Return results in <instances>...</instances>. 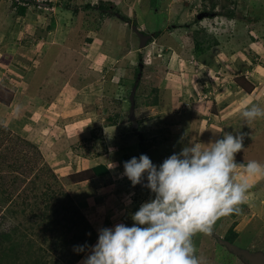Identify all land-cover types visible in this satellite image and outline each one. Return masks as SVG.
<instances>
[{
	"label": "rangeland",
	"instance_id": "obj_1",
	"mask_svg": "<svg viewBox=\"0 0 264 264\" xmlns=\"http://www.w3.org/2000/svg\"><path fill=\"white\" fill-rule=\"evenodd\" d=\"M252 104L264 0H0V264H78L100 229L133 226L154 194L122 176L132 157L159 166L239 132L236 162L264 164ZM248 181L241 213L193 238L205 264L264 261V178ZM86 221L97 241L77 261Z\"/></svg>",
	"mask_w": 264,
	"mask_h": 264
},
{
	"label": "clouds",
	"instance_id": "obj_2",
	"mask_svg": "<svg viewBox=\"0 0 264 264\" xmlns=\"http://www.w3.org/2000/svg\"><path fill=\"white\" fill-rule=\"evenodd\" d=\"M240 115L248 125L264 118V108L245 106ZM243 141L244 134L224 133L206 147L194 143L184 147L159 166L144 154L124 162L122 176L135 187L146 175L144 187L154 198L131 216L133 226L121 223L100 229L82 264H205L196 255L193 238L212 235L218 220L240 214L241 206L248 203V178H264V164L236 162ZM87 247L77 246L76 251Z\"/></svg>",
	"mask_w": 264,
	"mask_h": 264
},
{
	"label": "trees",
	"instance_id": "obj_3",
	"mask_svg": "<svg viewBox=\"0 0 264 264\" xmlns=\"http://www.w3.org/2000/svg\"><path fill=\"white\" fill-rule=\"evenodd\" d=\"M103 7V5H101ZM27 7L26 6H19L17 14L19 15H24L26 13ZM91 172V173H90ZM93 174V175H92ZM93 176H95V174L90 170V169H85L83 171H79L77 172V174L74 175V181L75 182H81L83 180H87L92 178ZM74 203V202H73ZM87 222V221H86ZM86 230H88L89 232V239H86L84 242V245H87L88 247L85 249V251L83 252H78L76 254V259L77 261L80 259V257L84 254V252H86L90 246L93 244V242L96 240V233H95V229L92 227V225L89 223V221L87 222V228ZM92 232V234H91ZM83 245V246H84ZM75 255V254H74ZM70 263H74V259H69Z\"/></svg>",
	"mask_w": 264,
	"mask_h": 264
},
{
	"label": "water",
	"instance_id": "obj_4",
	"mask_svg": "<svg viewBox=\"0 0 264 264\" xmlns=\"http://www.w3.org/2000/svg\"><path fill=\"white\" fill-rule=\"evenodd\" d=\"M255 264H264V261L262 259H255Z\"/></svg>",
	"mask_w": 264,
	"mask_h": 264
},
{
	"label": "crops",
	"instance_id": "obj_5",
	"mask_svg": "<svg viewBox=\"0 0 264 264\" xmlns=\"http://www.w3.org/2000/svg\"><path fill=\"white\" fill-rule=\"evenodd\" d=\"M97 240H98V238H97ZM97 240H96V241H97ZM87 253H88V252H87ZM87 253H86V254H87ZM83 260H84V257L78 262V264H79V263L82 264Z\"/></svg>",
	"mask_w": 264,
	"mask_h": 264
}]
</instances>
